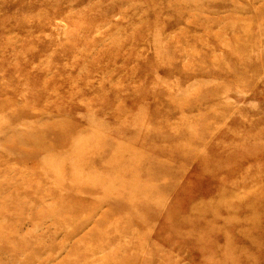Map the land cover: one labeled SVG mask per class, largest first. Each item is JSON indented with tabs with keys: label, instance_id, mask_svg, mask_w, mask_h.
I'll use <instances>...</instances> for the list:
<instances>
[{
	"label": "rangeland",
	"instance_id": "1",
	"mask_svg": "<svg viewBox=\"0 0 264 264\" xmlns=\"http://www.w3.org/2000/svg\"><path fill=\"white\" fill-rule=\"evenodd\" d=\"M9 1L0 4V78L8 75L0 84V236L17 235L7 245L34 246L55 256L45 264H61L75 246L85 253L94 241L81 238L92 231L108 248L88 261L264 264V0ZM41 1L48 21L2 24ZM11 112L18 117L8 125ZM54 120L74 130L65 135ZM29 127L63 145L25 156L5 133ZM81 149H93L89 171L99 174L120 154L140 183L138 203L122 202L113 215L114 197L101 192L70 201L51 183L41 187L54 192H32L43 161L76 150L62 159L69 163ZM83 199L74 218L82 228L66 237L76 226L61 204ZM133 211L143 223L116 222ZM7 253L0 264L26 255Z\"/></svg>",
	"mask_w": 264,
	"mask_h": 264
},
{
	"label": "bare ground",
	"instance_id": "2",
	"mask_svg": "<svg viewBox=\"0 0 264 264\" xmlns=\"http://www.w3.org/2000/svg\"><path fill=\"white\" fill-rule=\"evenodd\" d=\"M19 1L20 0L13 1V2L16 3ZM4 3H7L10 6L9 0H0V4H4ZM37 3H39L38 10H35L31 12L30 14L20 13L18 15H15L14 13H10L7 18L11 16H13L14 18L7 20V21H3L2 24L11 25V24L16 23L22 26L28 25V26L36 27L39 24H42V22L48 21V16H49L48 12H50V7L48 6L49 3L47 1H41ZM32 5H35L34 1L27 2L25 4V6H27L26 9L30 10L32 8ZM241 37L242 36H239V39H241ZM245 40H247V38L242 39V41H245ZM6 62H7L6 57H4L0 63V68L5 67L2 65L5 64ZM5 71L8 72L10 75V71L8 68ZM6 76L8 75L5 74L2 76L4 78H0V84H6V81H8ZM31 77L35 78L37 77V75L31 74ZM14 82H17V80ZM15 87L16 86H14L13 88ZM3 90L5 93H7L6 91L7 89H3ZM15 116L18 117L17 114H15V112H11L9 114L8 117L10 119V122L8 123V125L10 123L12 125L13 121L11 122V120ZM63 122L65 121L60 122L58 120H54L52 124L58 125V126L61 125L62 129L59 128L58 130L61 129V133L65 135L70 130H74L71 128L63 127L64 126ZM66 124L68 125L69 122H67ZM5 135H6V140L9 143L10 142L15 143L16 146H18L20 152L24 154L25 156H35L38 152L48 153V152H51L57 149L61 145H63L62 143H55L54 141L51 143L44 142L42 137L46 136L45 132L42 130L30 128V127L25 128L24 130H10L7 133H5ZM71 136L76 137L75 134H72ZM76 150H78V148H76ZM76 150L74 151L72 150V152H68L66 153V155H64L63 153L58 154V155H52L51 157H49L48 162L46 164L43 161L42 168L44 167L45 169V172L43 174L44 177H42L43 175H41L39 177L41 180L38 177H33L32 180L29 179V187L30 185H32V189H33L32 192L34 193V190L36 192L43 190L45 191V193L47 192L46 194H49L50 192H54L53 190L48 189L47 186L41 187V185H47V183H51L52 187H59V188H63L64 190H66L65 194L68 195V197L66 198V201H70L72 197L79 192L86 194V195H96V196L98 192H101L103 196L105 197L106 196H110V198L114 197L115 200L111 203V213L113 215L115 214L112 211L118 212L123 207L122 202L124 203L128 202L129 204H132V206H134L135 203H138L134 192L139 187L141 188L140 183L137 182L136 184L135 179L126 173L125 170H126L127 162H124L123 164H121L122 160H119L120 154H119V159H118L117 164L113 161L112 163L108 162V164L102 165L104 166L105 171L103 170L99 174L98 171L96 170L89 171V169L92 166H94L97 160L95 152H93V149L92 150L81 149L79 153H77L78 160L71 161L69 163L62 160V159L70 157L73 153L76 152ZM99 161H103L101 154L99 155ZM97 165L98 164H96L95 166ZM56 170L61 171V172L62 170H65L67 172H70L71 175L69 178H66V175L59 176ZM46 175L51 178L49 182H47ZM5 186L11 187L10 185H5ZM95 198L96 197H94L92 201H95ZM85 201L86 200L83 199L76 206H69L68 204H61V206H66L68 208L66 209V214L64 217L65 221L75 223L76 221L74 218L77 217V214L79 213V211L83 210V207L88 203L87 201L86 202ZM61 203H64V202H61ZM62 211L64 210L56 206L51 214L54 215L55 220H58L57 219L59 216L58 214L61 213ZM129 214H130V211H129ZM129 214L125 218L115 216L116 222L119 223L122 221H125V222L127 221L128 223L130 222V220L132 222H135V220H138L137 222L143 223L139 216L133 215L135 214L134 211L133 213H131V217L129 216ZM74 226L76 227L72 230V232H68L66 234V237L74 235L82 228V226H78L76 225V223ZM99 232L104 234V232L101 230ZM3 233L4 234L0 236V241L3 245L2 248L0 249L1 256L8 254L7 252H9L10 255L12 254L23 255L26 253V255H24L23 258L18 257L17 259L13 260L11 264H45L47 261L49 262L50 260H53L55 258L54 255H46L45 257L40 255V250H38L34 246L27 245V246H24L23 249L20 250L18 245L16 243H12L11 241H9V246H8L7 245L8 241H6V238H8L10 234L17 235V233L14 231H7V230L5 231L3 230ZM112 235H114V233H112ZM96 238H97V235L94 234L92 231H90L86 235H83L81 238L83 241L81 242H84L85 240H88V239H92L94 242L93 243L91 242L92 243L91 246L85 249V253L81 252L80 247L78 248H76V246L73 247V252L72 253L70 252V254L67 255V257L62 261L61 264H121V263L124 264L126 262H131V260L133 259L132 257L123 255L122 257L117 258L118 260L117 259L114 260L112 257H107L108 255H105L101 257H95L92 261H88L87 257L97 256L99 252H104V250L108 248V245H106V242H105L108 240L104 241L100 237V239H102L103 241L101 240L102 242L99 244ZM72 254H75V255H72ZM145 260H146L145 264H149L148 259L145 258ZM134 263L137 264V261L135 260Z\"/></svg>",
	"mask_w": 264,
	"mask_h": 264
}]
</instances>
